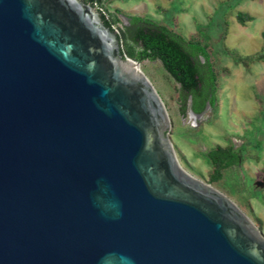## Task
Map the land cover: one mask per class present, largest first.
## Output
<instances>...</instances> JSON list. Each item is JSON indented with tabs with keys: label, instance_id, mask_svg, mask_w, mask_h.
Wrapping results in <instances>:
<instances>
[{
	"label": "water",
	"instance_id": "1",
	"mask_svg": "<svg viewBox=\"0 0 264 264\" xmlns=\"http://www.w3.org/2000/svg\"><path fill=\"white\" fill-rule=\"evenodd\" d=\"M169 128L94 6L0 0V264H264L260 230L182 169Z\"/></svg>",
	"mask_w": 264,
	"mask_h": 264
},
{
	"label": "rangeland",
	"instance_id": "2",
	"mask_svg": "<svg viewBox=\"0 0 264 264\" xmlns=\"http://www.w3.org/2000/svg\"><path fill=\"white\" fill-rule=\"evenodd\" d=\"M94 8L113 21L112 29L125 56L129 47L134 53L139 50L129 36L122 37L132 17L148 18L185 41L202 39L198 28L210 36V64L217 75L215 111L207 104L200 114L192 115V98L182 93L158 60L137 62L165 106L170 122L168 138L179 165L227 196L259 226L264 237V186L257 184L264 177V123L258 102L264 97V60L245 68L221 52L223 46L243 56L260 51L264 46V0H104ZM237 13L252 21L240 26ZM196 59L201 66L205 64L203 58ZM200 74L204 76L201 69ZM258 140L263 141L259 151L253 146ZM228 146L244 148L243 160L222 171L218 181L210 182L212 167L205 155Z\"/></svg>",
	"mask_w": 264,
	"mask_h": 264
},
{
	"label": "trees",
	"instance_id": "3",
	"mask_svg": "<svg viewBox=\"0 0 264 264\" xmlns=\"http://www.w3.org/2000/svg\"><path fill=\"white\" fill-rule=\"evenodd\" d=\"M82 1L95 6L101 5L104 0ZM100 15L105 26L113 30V21H109L101 13ZM235 19L240 26L252 21L250 16L243 13H237ZM130 21V28H126V32H122V37L126 39L129 36L139 50L134 53L129 47L126 50V56L140 62L158 60L163 69L180 86L182 93L192 98L191 109L195 114H200L206 103L215 111L217 108V75L210 64V36L206 34L205 30L198 28L202 39L192 37L185 41L180 35L171 32L165 26L153 23L148 18L132 17ZM224 36L225 34H223ZM262 38L264 39V34ZM221 52L235 64H240L245 68L264 60V46L257 53L247 56L231 51L226 46L222 47ZM197 57L203 58L205 64L201 66ZM200 69L204 76L200 74ZM258 102L260 105L259 118L264 123V97H260ZM262 145L263 141L258 140L253 146L259 151ZM243 152L244 148L235 150L228 146L217 147L214 151L206 154L205 160L212 167L210 182L218 181L222 171L234 166L238 160H243ZM263 178L262 180H264ZM257 227L260 229L259 226Z\"/></svg>",
	"mask_w": 264,
	"mask_h": 264
},
{
	"label": "flooded vegetation",
	"instance_id": "4",
	"mask_svg": "<svg viewBox=\"0 0 264 264\" xmlns=\"http://www.w3.org/2000/svg\"><path fill=\"white\" fill-rule=\"evenodd\" d=\"M207 104H208V103H206V105H207ZM206 105H205V106H206ZM191 111H192V109H191ZM192 112H193V111H192ZM193 113H194V112H193ZM194 114H195V113H194Z\"/></svg>",
	"mask_w": 264,
	"mask_h": 264
}]
</instances>
